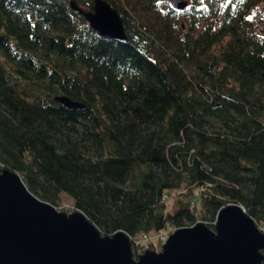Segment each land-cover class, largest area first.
Here are the masks:
<instances>
[{
	"label": "trees",
	"instance_id": "16d2710c",
	"mask_svg": "<svg viewBox=\"0 0 264 264\" xmlns=\"http://www.w3.org/2000/svg\"><path fill=\"white\" fill-rule=\"evenodd\" d=\"M105 1L127 43L97 38L93 0H0V172L133 242L185 221L214 227L231 203L264 225V0H193L184 11Z\"/></svg>",
	"mask_w": 264,
	"mask_h": 264
},
{
	"label": "water",
	"instance_id": "95a60500",
	"mask_svg": "<svg viewBox=\"0 0 264 264\" xmlns=\"http://www.w3.org/2000/svg\"><path fill=\"white\" fill-rule=\"evenodd\" d=\"M93 2L86 18L97 38L127 43L118 12L105 0ZM188 6L172 3L179 11ZM55 99L85 108L65 95ZM132 246L123 230L105 235L83 212H61L35 196L17 172H0V264H264V232L237 203L220 210L214 229L203 222L176 229L159 252L134 258Z\"/></svg>",
	"mask_w": 264,
	"mask_h": 264
},
{
	"label": "rangeland",
	"instance_id": "374dc122",
	"mask_svg": "<svg viewBox=\"0 0 264 264\" xmlns=\"http://www.w3.org/2000/svg\"><path fill=\"white\" fill-rule=\"evenodd\" d=\"M174 1H176V0H171L170 3L172 4ZM185 1H188L189 6L193 3V0H185ZM260 6H261V5H260ZM140 16H141V20H143V22H148V23H149V26H150V28H151L152 30H155V31H157V32H159V30H161V28H162V22H161V20L157 17V15H155V14H153V13H151V12H144V13H143L142 15H140ZM140 16L137 15L138 18H140ZM184 24H185V23H184V17L182 16V17H181V20H180V25L183 26V28H185V25H184ZM174 32H175V34L178 35V36H179V35H180V36L182 35L181 32H180L179 30H174ZM176 35H175V36H176ZM160 38H161L160 42H161L162 44H168V43H170L167 34H163V35H161ZM189 68H190V66H189ZM190 69L192 70V68H190ZM257 93H259L260 97H262V98H263V101H264V90H263V89H261V90L257 89ZM72 138H73L74 140H76L77 142H79L78 144H83V143H85V140H86L85 129H84L82 126L77 125L75 133L72 134ZM121 187H122L123 189H125V190L133 189V188L135 187V181L130 180V181H128L126 184H124V185L121 186ZM174 196H175L174 199L179 198V194H178V193H176ZM180 199H181L184 203L189 202V197H181ZM172 202H173V199L170 200V205H169V207H168V208H170V209H171V207H172V204H171ZM54 207H55L58 211L65 212V213H70V212H73V211L76 210V209L74 208V206H73V203H72L70 200H64V201H61V200H60V206H54ZM200 222H202V221H200ZM204 223L206 224V223H208V222H204ZM193 225H195V224H193L192 222H186V221H185L182 227H190V226H193ZM182 227H180V228H182ZM209 227H210L211 229H214V227H212V226H209ZM259 228L264 232V225H261V227H259ZM176 229H177V228L169 227L167 231H169L170 234H171V233L174 232ZM103 233H104V232H103ZM153 233H154V232H152V235H153ZM142 238H143V233L138 234V235H136V236L134 237L135 242H133V246H132L133 254H134V258H137V256H138L139 254H141V253L144 252L143 248L136 250V247H135L137 244H139V242H141ZM154 242H155V241H154ZM141 246H142V245H141ZM149 249H151V250H156V251L159 252V251H161L162 247H161L159 244L154 243V244H152V245L150 246Z\"/></svg>",
	"mask_w": 264,
	"mask_h": 264
},
{
	"label": "built area",
	"instance_id": "2783aa9c",
	"mask_svg": "<svg viewBox=\"0 0 264 264\" xmlns=\"http://www.w3.org/2000/svg\"><path fill=\"white\" fill-rule=\"evenodd\" d=\"M168 198L169 196H165L163 198V201L167 200ZM169 235H170V232L167 230L159 232V233H153V235L152 233L143 234V238L141 242H139V244L142 245V248L144 251L149 249L150 246L154 243H157L162 247L168 240Z\"/></svg>",
	"mask_w": 264,
	"mask_h": 264
}]
</instances>
